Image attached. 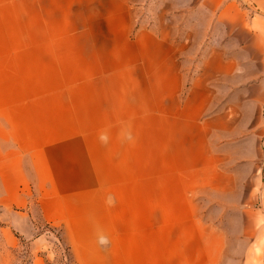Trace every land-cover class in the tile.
<instances>
[{
    "label": "crops",
    "instance_id": "1",
    "mask_svg": "<svg viewBox=\"0 0 264 264\" xmlns=\"http://www.w3.org/2000/svg\"><path fill=\"white\" fill-rule=\"evenodd\" d=\"M234 1L0 0V26L66 31L52 44L83 77L74 121L103 125L89 136L115 172L97 197L113 198V247H85L109 232L80 221L78 187L33 193L76 264H220L235 240L245 264L264 247V19Z\"/></svg>",
    "mask_w": 264,
    "mask_h": 264
},
{
    "label": "rangeland",
    "instance_id": "2",
    "mask_svg": "<svg viewBox=\"0 0 264 264\" xmlns=\"http://www.w3.org/2000/svg\"><path fill=\"white\" fill-rule=\"evenodd\" d=\"M234 2L246 19H264V0ZM53 30L60 32L52 34L50 29L36 28L29 33L23 26H0V264H76L70 248L74 247L71 234H65L63 224L43 221L36 207V191L58 179L63 187L76 186L78 192H84L76 199L80 221L92 218L93 227L101 222L109 232L97 244L86 243L85 247H113L109 240L113 198L97 197L104 186H109L115 172L108 169L107 155L103 154V170L97 171L95 153L105 150L97 149L90 139L103 125L74 121L77 88L79 85L82 89L84 81L83 77L63 74L68 68L57 59L52 43L65 41L68 34L64 29ZM214 30L221 32L217 24ZM133 158L138 161L137 156ZM18 177L16 196L12 184ZM6 199L11 202H3ZM86 221L83 229H89ZM224 222L226 232L233 234L235 219ZM229 244L220 264H242L240 242ZM34 247L48 250L37 253ZM248 257L245 264H264V247H255Z\"/></svg>",
    "mask_w": 264,
    "mask_h": 264
}]
</instances>
